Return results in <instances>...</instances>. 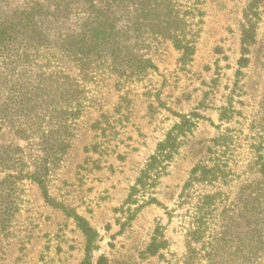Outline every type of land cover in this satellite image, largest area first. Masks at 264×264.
Listing matches in <instances>:
<instances>
[{"label":"rangeland","instance_id":"rangeland-1","mask_svg":"<svg viewBox=\"0 0 264 264\" xmlns=\"http://www.w3.org/2000/svg\"><path fill=\"white\" fill-rule=\"evenodd\" d=\"M173 2L175 7L157 9L161 17L166 10L179 17L182 39L193 47L189 54L157 29H135L137 7H112L118 28L130 35L128 44L155 65L141 72L125 75L109 56L83 68L55 45L32 47L27 59L0 53V264H209L211 248L188 236L201 196L219 191L233 200L244 183L258 177L248 164L255 160L252 121L264 116V0L254 7L253 0ZM55 7H69L68 17L56 21L47 15ZM88 7L85 0H0V26L24 20L28 31L38 21L57 39V27L63 25V33L81 29L91 15ZM39 9L29 22L22 14ZM250 9L256 14L247 18ZM249 23L254 38L243 50ZM243 56L247 61L240 64ZM52 72L79 84L73 101L62 89L54 95L42 91L38 103L32 99L31 86ZM224 107L235 108L230 120L221 118ZM65 111L77 114L63 121ZM180 115L191 116L194 125L180 136L158 177L139 185ZM222 133L234 136L224 154L231 180L198 182L182 196L192 169L212 165L208 149ZM224 207L218 203L217 213ZM77 216L97 233L89 250ZM235 222L229 221L235 232L228 237L235 246L221 248L217 259L225 264L240 263ZM157 226L167 246L151 255L147 249ZM211 226L207 241L221 230L215 222ZM259 255L249 264H264V251Z\"/></svg>","mask_w":264,"mask_h":264},{"label":"trees","instance_id":"trees-1","mask_svg":"<svg viewBox=\"0 0 264 264\" xmlns=\"http://www.w3.org/2000/svg\"><path fill=\"white\" fill-rule=\"evenodd\" d=\"M85 1L90 5L87 10L91 12V15L81 29L79 31L68 29L63 33L61 31L63 25L57 27V39L50 37L51 33L47 31L48 29L45 31L38 26V21L30 24L33 27L28 31H24L26 26H22V24L24 25V20H21L16 25L1 24L0 53L23 56L27 59L30 54L26 53L27 51H32V47L39 48L55 45L83 68L89 67L90 64L99 58L108 56L112 59L113 68L125 75L154 67L155 65L151 60L135 53L133 46L128 44L130 35L122 28H118V19L116 15H112L115 14L112 11V7H137L138 14L134 22L135 29L141 30L144 26H149L172 38L175 45L183 49L185 54H189L193 50L189 41L182 39L183 29L179 17L174 16L173 13L167 10L163 14L164 17H161L162 13L157 9V7H175L173 0H107L103 7L95 5V0ZM257 1L253 0L250 6L254 7ZM68 10L69 7H55L47 15L52 14L56 21L60 19L63 21L68 17ZM40 12L41 9L23 11L22 14L29 22L30 20H35L33 19L35 14H40ZM250 14L255 15L256 11L250 9L246 17L248 18ZM253 29V25L249 23L248 28L244 31L242 39L243 50H246V46L250 45L254 38L255 31ZM20 41L22 42L20 43ZM21 45L24 47V51L20 54ZM244 61H247L244 56L239 59L240 64H243ZM41 75L38 82L31 86L32 99L37 103L42 100L41 92L47 89L51 95H54L59 89L64 90V96L70 102L78 96L80 92L79 84L70 80V76L59 75L56 72H52L47 77ZM16 92L19 93L21 99L25 98L26 93L22 84L18 86ZM52 99L54 101L55 97ZM20 103L24 106L26 105L25 101ZM262 109L264 111V100ZM235 112L234 107H224L221 111V118L230 120ZM75 114H77V111H65L63 113V121ZM180 118V121L175 123L166 134L165 139L158 143L155 153L151 155L137 180L139 185L143 186L147 180L154 181L158 177L161 171L166 168V162L173 158L179 147L180 136L186 134L194 125L191 116L180 115ZM32 124H37L36 120ZM251 129L256 130L251 136L253 140L251 148L255 152V160L248 165L249 168L257 171L258 177L244 183L233 200H230L228 195H223L222 197V193L219 191L202 195L192 216L193 221L190 223L188 236L195 242L204 241V244L211 248L207 252L209 264H225L223 260L222 262L217 260L220 256V249H231L232 246H235L230 245L234 242L233 238H228L235 232L232 224L229 223L233 218H237L238 222H235L236 229H239L238 233L240 235L236 245L237 253L239 254H237V262H240L239 264L253 263L260 256L259 254L264 251V116L258 120L254 119ZM233 139L234 136L230 133H222L213 139V146L208 149L212 156V165L197 164L192 169L191 176L183 188L182 196L186 190L198 182L213 184L220 181L226 184L231 180L234 173L228 166V160L225 161L224 154L230 149ZM32 177L41 186L44 185V180L39 175H33ZM221 202H225V207L221 213H217V204ZM76 219L79 227L87 235V249L89 250L97 233L85 219L80 216H77ZM214 222L215 225L219 224L221 226V230L214 232L213 234L216 236L213 235L207 241L204 236ZM224 241L227 242L228 247L223 244ZM166 246L167 241L162 236V229L157 226L147 252L151 255H156ZM189 246H191L190 243ZM228 264H235V261L230 259Z\"/></svg>","mask_w":264,"mask_h":264}]
</instances>
